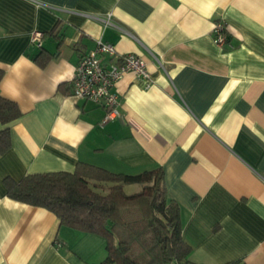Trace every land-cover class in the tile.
<instances>
[{
  "label": "crops",
  "instance_id": "0c3cea01",
  "mask_svg": "<svg viewBox=\"0 0 264 264\" xmlns=\"http://www.w3.org/2000/svg\"><path fill=\"white\" fill-rule=\"evenodd\" d=\"M97 39L141 57L151 78L117 81L120 117L102 126V106L71 96ZM0 69V95L21 111L0 155V264L105 259L100 236L6 194L5 179L78 163L124 175L161 168L190 264H264V0H0Z\"/></svg>",
  "mask_w": 264,
  "mask_h": 264
},
{
  "label": "trees",
  "instance_id": "16d2710c",
  "mask_svg": "<svg viewBox=\"0 0 264 264\" xmlns=\"http://www.w3.org/2000/svg\"><path fill=\"white\" fill-rule=\"evenodd\" d=\"M46 61L38 63L43 67ZM3 75L0 69V81ZM20 116L17 104L0 95V124L6 126L0 131V155L10 148L7 125ZM130 185L139 190L126 194ZM4 186L11 200L45 209L60 225L103 238L106 257L99 264H190L179 206L166 196L161 168L124 175L78 163L73 172L5 179Z\"/></svg>",
  "mask_w": 264,
  "mask_h": 264
},
{
  "label": "built area",
  "instance_id": "2783aa9c",
  "mask_svg": "<svg viewBox=\"0 0 264 264\" xmlns=\"http://www.w3.org/2000/svg\"><path fill=\"white\" fill-rule=\"evenodd\" d=\"M212 39L216 46L222 48L228 43V34L223 22L217 21L212 28ZM31 41L41 47L42 34L34 32ZM133 73L147 84L151 78L145 69V62L134 54L118 55L114 47L96 40V46L85 54L74 69L71 79V96L78 100L90 101L105 109L100 126L120 117L119 99L113 88L125 74ZM169 264H178L172 261Z\"/></svg>",
  "mask_w": 264,
  "mask_h": 264
},
{
  "label": "rangeland",
  "instance_id": "374dc122",
  "mask_svg": "<svg viewBox=\"0 0 264 264\" xmlns=\"http://www.w3.org/2000/svg\"><path fill=\"white\" fill-rule=\"evenodd\" d=\"M139 190V186L138 185H130L126 188H124V192L126 194H132L134 192H137Z\"/></svg>",
  "mask_w": 264,
  "mask_h": 264
}]
</instances>
